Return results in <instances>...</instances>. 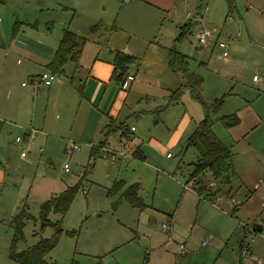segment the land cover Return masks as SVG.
I'll return each mask as SVG.
<instances>
[{
    "label": "rangeland",
    "instance_id": "rangeland-1",
    "mask_svg": "<svg viewBox=\"0 0 264 264\" xmlns=\"http://www.w3.org/2000/svg\"><path fill=\"white\" fill-rule=\"evenodd\" d=\"M259 1L261 4L255 3L257 6L250 9L244 6V0H239L242 6L239 16L235 10L230 12L226 0H177L175 9L169 13L142 0L136 3L130 0H65L67 5L52 0L29 7L19 0H0V109H3L0 112V171L3 174L0 182V264H15L10 258L14 219L26 209L36 220L24 229V240L16 246L18 252L51 238L55 229L40 221L41 206L54 195L77 185L82 188L65 217L56 213L49 215L51 223L62 220L58 245L46 257L49 262L264 264L255 253L264 255V231L255 233L252 230L254 225L264 223L262 211L253 221L251 215L242 210L245 199L239 196L238 207L243 212L237 213L238 219H235L232 213H224L220 204L218 208L212 206L216 196L203 193L199 197L198 193L187 190L198 154L187 148L188 137L181 136L180 128L185 114L197 120L199 112L206 116L205 105L211 106L218 100L221 106L218 114L213 115L214 132L233 155L239 152L238 140L258 119L251 110H246L242 101L256 98L254 91L264 93V19L260 15L264 14V2ZM246 9L250 10L249 18L242 26L240 22L245 21ZM94 24L106 30L93 36ZM70 25H85L83 37L87 43L79 69L69 63L67 76L57 75L54 84L62 82L70 88L74 81V86L80 89L82 83L94 75L91 68L98 56L104 61L103 65L113 68L114 54L110 51L116 44L139 49L135 55L139 65H131L129 70L136 82L122 89L109 79L106 96L104 88L99 98V101L103 98V105L118 126H124L129 132L132 128L136 131L130 133V139H121L117 131L110 134L109 139L101 136L92 144L88 140L67 137L44 143L39 135L31 144L24 141L18 145L17 137L24 138L28 129L37 130L44 118L50 121L51 115H55L51 104L57 99L69 107L66 133L73 128L81 94L72 87L62 88L50 102L46 86H39L41 89L37 91L38 87L25 72L33 62L45 58V46L53 35L70 29ZM123 27L149 35L160 50L155 52L154 48L140 46L142 35L126 34L121 31ZM185 31L186 38L179 40ZM203 31L211 33L209 42L214 39L217 45H227L228 58H223V51L218 47L212 52V48L208 51V46H199L197 34ZM164 47L181 49L180 52L189 57L190 71L203 78L202 100L195 99L189 88H183L181 102L170 105L158 115L157 111L166 106V91L185 85L182 76L177 81L161 62L160 51ZM210 57L212 63H209ZM230 60L237 63L228 66L226 62ZM37 69L39 74L46 70L44 65ZM255 75L260 83L254 84ZM242 86L250 90L242 91ZM83 91L89 98L91 86ZM71 100L73 104H67ZM252 104L264 118V97L260 103L255 100ZM57 105L62 108L60 101ZM234 114L243 119V126L233 130L225 128L220 120ZM192 127L190 134L195 132L197 124L194 122ZM107 139L108 144L102 147ZM74 145L79 150L73 151ZM22 148L28 156L26 160L20 157ZM137 149H141L147 159L134 158L133 152ZM107 153L115 154L116 160ZM119 181L127 186L140 183L143 209L121 201L118 193H110ZM221 189L224 191V187ZM199 203L203 204L200 209ZM169 217H174V223H170ZM205 240L208 241L206 246L203 245ZM180 246L185 247V256L179 255ZM244 250L249 251L246 258Z\"/></svg>",
    "mask_w": 264,
    "mask_h": 264
},
{
    "label": "crops",
    "instance_id": "crops-1",
    "mask_svg": "<svg viewBox=\"0 0 264 264\" xmlns=\"http://www.w3.org/2000/svg\"><path fill=\"white\" fill-rule=\"evenodd\" d=\"M48 1H52V0H24V1L19 0V2L26 4L25 6H27V7L33 6L36 4L44 5ZM53 1H55L53 3H58L59 5H61V3H66L65 0H53ZM126 1H129V0H126ZM130 1H132L131 3H136L135 1H137V0H130ZM142 1H145L146 3L153 5L155 8H157L160 11H164V12H168V13L171 12L172 10H174L176 7V4H177V0H142ZM236 1L237 2H235V9H233V10H235L238 13V15L240 16V14H241L240 9H242V6L239 5L240 4L239 0H236ZM263 2H264V0H263ZM255 3L261 4L259 0L258 1L244 0V6L246 7L248 5V7L250 9H253L252 7H254V5L257 6V4H255ZM63 5H67V3L63 4ZM244 6H243V9H244ZM42 7H44V6H42ZM208 10L209 9L207 8V12H208ZM233 10H232V12H233ZM249 11H250L249 9H246L245 21L242 20L240 22V24L242 26H244L246 24V21L249 18V16H248ZM260 15L262 17V18L261 17L260 18L264 19V14H260ZM74 17H75V14H74ZM228 21L232 23L233 19L229 17ZM96 25H99V24H94L93 26H96ZM100 26H101V29L98 31V33H96L93 36L100 35L101 33H103V30L104 31L106 30L103 28L102 25H100ZM84 27H85V25L83 27H72L70 25V29H65L62 32L57 31V34L55 33V35H53L54 37L52 39H50V41H49L50 43L45 46L47 49V51L45 52V58H42L38 61H36L38 58H34V59H36L35 60L36 62H33L30 66L26 67L25 72L30 76V79H32L31 83L33 85H35L36 87H38L36 89L37 91H40V89H41V87H39V86H46L44 83L40 82L39 79H40L41 75L49 72L47 69V66L53 61L55 54H56V52L60 46V43H61V41L65 35V32L70 31L78 37L85 38V37H83V35H85L83 32ZM245 27H246V31L248 32L247 25ZM121 31L125 32L126 34L136 33V35H142L140 32L135 31V30H131V29H126V27H123L121 29ZM198 35H199V33L197 34V41H198V44L200 47H207L208 46L209 47L208 51H210L212 48V52L214 51L215 48L218 47L220 51H223V54H222L223 58L229 57V55L224 56V50L219 47V44L217 45V41L214 39H212L213 41H211V42L207 41V43L205 45H201L199 43V40H198ZM149 37H150L149 35L143 34L142 35V41H141L143 43L139 42V45L140 46L144 45V46H147L148 48H154L155 52H157V50H160L161 47H159L158 44H154L153 42H151V38H149ZM209 38H211V33H210V36L208 37V39ZM56 41H57V44H56ZM84 48H85V46H84ZM84 48H83V54H84ZM169 49H172V48H169ZM169 49L164 47V48H162V51H160L161 52V56H160L161 62L164 63L165 68L166 67L168 68L170 74L175 79H177V81H180L179 76H182V75L174 73L169 66L168 59H167V53H168ZM227 49H228V47H227ZM138 51H139V49H137L136 47L126 48V47H123L121 44H116L114 46V48L110 51V54H114V58L112 61L113 68L103 65L104 61L101 59L99 60V56H98L94 60L93 67L91 68L92 69L91 72L93 71L94 75L92 76V74H91L89 76V79H87L85 83H82V87L80 89L76 88L74 86V81L71 82L70 88H69V84L62 83V82H58L57 84L53 83L50 87L46 86L47 89H45L46 90L45 93L47 94V97H48L50 102H51V100H53V98L56 97L55 94H57V91L61 90L62 88L63 89H66V88L71 89V87H72V88H74V90H76L77 92H79L81 94L82 101H80L78 103L77 112L75 114L76 115L75 120H74V123L72 125L73 126L72 130H70L68 133H66V131H65L66 116H67V113L69 111L68 110L69 107L67 108V106L64 105L65 104L64 101H62L61 99H57L55 102H53V104H51L52 105L51 110H53L55 112V115H51L50 121L47 118H44V120L37 126L38 127L37 130L35 128L34 129H28L25 132L23 140L21 142H17V138H20V137H17L16 143L19 145L25 141V142H28V144H31L37 140V137L39 135L41 136L40 140L43 141L44 143L51 142L53 140L61 141V139H64L65 137H67L66 139L71 138V139H76L79 141L88 140V141H90L89 143L92 144L96 139H99L101 136L104 137L105 139L108 138L106 136L105 128L107 126H109V124L112 121H115V120L112 118L111 113L108 112L107 106L103 105V98L100 99V101H99V98H100L101 93L103 92L104 88H106V90H104V96H106V94L108 92L107 82H109V79L112 80V76H113L114 69H115L114 68V60H115L116 53L122 52V53H125L128 55L135 56V55H137ZM177 51L180 52L181 49L177 50ZM99 53H101V50H99ZM180 53H182V52H180ZM83 54H82V57H83ZM212 60H213L212 57H210L209 63H212ZM108 61H110V60H108ZM19 63H21V62L19 61L18 64ZM70 63H72V62H70ZM226 63L228 64V66H233L234 63H237V61L236 60H230V61H227ZM72 64H74V63H72ZM42 65H44L46 70L44 71V73L39 74L40 72L37 68L39 66H42ZM75 67H76V65H75ZM78 69H79V67L78 68L76 67V70H78ZM34 75H36V76H34ZM66 76H67V74H66V67H65V74L63 75V77H66ZM130 77H132V76L130 75ZM255 77H256V75L253 77L254 84L260 83V78L255 80ZM239 79L241 80V78H239ZM182 80L185 83V80L183 79V77H182ZM134 82H136V78H134V80L131 81L130 83H134ZM42 84H44V85H42ZM23 86L26 87L25 84H23ZM89 86H91L90 97L86 98L83 90H85ZM129 86L130 85H128V87ZM246 88H248V87L242 86V91L248 92V90H250V89H246ZM177 89H179V88H177ZM263 89H264V87H263ZM255 90H258V89H255ZM171 91H175V90L166 91V96ZM251 92H253L252 89H251ZM254 92H255V95L257 96L256 98L254 97V98H252V100L244 98L242 103L245 104L246 110H251L253 112V115L257 116V118H258L257 122H253L251 130L249 132H247V134H245L244 136H241L240 140H238V142H239L238 147H240V150H239V152L234 153V156H233L235 175L231 177L230 182L227 186H224L223 184H221V186L224 187V191L221 189V186L219 184L216 185L218 187L217 189H219L221 191L220 196H218V197L216 196V199L221 197V200L217 201L215 199V202L212 205V206L218 208L219 207L218 204H220L223 212L227 213V214H229V212L232 213V215H233L232 217H234L235 219H238L237 213L241 214V212H243L242 210H245L249 215H251L253 221L259 215L260 211H262L264 214V118L260 114L257 113V110L254 109V104H252V103H254L255 100H256L257 104L260 103L264 97V93L260 92L259 90H258V92L257 91H254ZM32 93L37 96V94H35L34 92H32ZM230 95L232 97H236L234 94H230ZM165 97H164V100H165ZM59 101H60V103H62L61 109L57 105V103ZM50 102H49L48 110H50V107H51ZM165 102H166V100H165ZM180 102H181V100H180ZM70 103H72V100L69 101L67 104H70ZM178 103H176V104H178ZM168 107L169 106H167V102H166V106L160 108L157 111V114L159 115L160 113L164 112L166 109H168ZM65 108H67V109H65ZM2 110L3 109H0V112ZM56 111L58 112L57 114H56ZM197 117H198L197 120H195L194 119L195 117L190 118L186 114L184 115V117L182 118L181 123H180V128L182 129L181 136L183 135V137H186V138L188 137V139H189L193 135V134H190L191 133L190 131H193V129H194V127H192L193 123L195 122V124H197V126H198V124L207 117V114L205 116V114H203L202 112H199ZM254 120L255 119H253V121ZM197 121H200V122H197ZM115 124L118 127L116 121H115ZM239 126L240 127L243 126V119L240 120V125H238V127ZM132 129H131V134H133V132L136 131V130H134L132 132ZM233 129H231V130H233ZM32 130L35 131L34 136L29 135V131L31 132ZM117 131H119V130H117ZM117 131H114L113 133H115ZM119 132H120V134H122L121 131H119ZM85 134L88 135L87 138L84 137ZM120 138L121 139H123V138L124 139H130V134H129V138L128 137H122V135H120ZM108 139L105 142H102L103 143L102 147H105V145L108 144ZM73 144H75V142ZM241 147H242V150H241ZM77 150H79V149L73 148V151H77ZM23 152L26 153L22 148L21 153H20V157H21V159L26 160L28 158V156L26 154V157L23 158L21 156V154ZM135 152H136V150L133 152V154ZM113 155H115V154H113ZM139 156H141L140 160H142V161L147 159V157L143 154V151L141 149L139 151ZM241 156H243V157H241ZM133 157H134V155H133ZM0 158H1V156H0ZM238 158H240V161ZM112 160L115 161L116 156H115V159H112ZM2 178H3V174L0 171V182L1 183H2ZM136 184H140V183H136ZM186 188H187V190H191L196 194L198 193L199 197H201V195H204V194L207 196H211V195L214 196V194H212L213 192L211 190L199 192V191H197V190H195L189 186ZM239 196H241L243 199H245V206L242 208V210H239V207H238L239 201L237 200V197H239ZM202 205H203L202 203H199L198 208L200 209L202 207ZM225 217L228 218L226 215H225ZM170 223H174V217L170 218ZM256 225H258V224H256ZM259 226H261L262 230L261 231H255L252 228L253 232L262 233L264 231V223L259 225ZM164 231L167 232L168 229H166ZM255 253L257 254V257L259 259H261V261L263 262L264 261V255L260 254V252H258V251H255ZM179 255L181 256L180 250H179ZM185 255H182V256H185Z\"/></svg>",
    "mask_w": 264,
    "mask_h": 264
},
{
    "label": "trees",
    "instance_id": "trees-1",
    "mask_svg": "<svg viewBox=\"0 0 264 264\" xmlns=\"http://www.w3.org/2000/svg\"><path fill=\"white\" fill-rule=\"evenodd\" d=\"M226 2L230 12H232V10L235 9L236 0H226ZM100 29V25L93 26L91 34L95 35ZM186 33L187 31L182 32L179 40L186 38ZM86 42V38L78 37L70 31L65 32L53 61L47 66L48 71L54 76H63L65 74V67L70 62L74 63L78 68ZM167 59L171 70L174 73L181 74L185 80V85L182 88L169 92L165 97L167 106L180 102L183 95V88H189L193 97L201 101L203 78L190 71V59L176 49L168 50ZM131 65H139V59L122 52L116 53L112 81L122 89L124 83L128 80V77H130L129 70ZM220 106L221 103L218 100L211 106L205 105L207 117L198 124L195 132L187 141V148L194 149L198 154V160L193 164V171L189 176L188 186L199 192L211 190L214 196L217 197L220 196L221 191L219 189L216 190V187L214 189L211 188V185L223 184L227 186L231 177L235 175L234 155L216 136L213 129L215 125V117L213 115L218 114ZM220 121L227 129H232L240 124V119L235 114L223 117ZM117 130L122 132V137L129 138L131 131L129 132V130L122 125L117 127L115 121H112L109 126L105 128L106 136L109 137L110 134ZM139 151L140 149L136 150L133 154L135 158H141V156H139ZM81 188V185L70 187L63 193L54 195L41 206L40 221L44 226L51 224L55 229V234L51 238L42 239L34 246L20 252L17 251L16 246L19 242L24 240V229L28 223L36 222V220L26 209L14 219L12 225L15 235L10 250V258L15 264H57L47 261L46 257L58 245L62 232V220L51 223L49 215L51 213H56L62 218L65 217L75 195ZM140 192V184L127 186L123 181L116 182L114 188L110 191L111 194H120L121 201H127L134 208L143 209L145 205L140 196ZM72 264L78 263L74 261Z\"/></svg>",
    "mask_w": 264,
    "mask_h": 264
},
{
    "label": "built area",
    "instance_id": "built-area-1",
    "mask_svg": "<svg viewBox=\"0 0 264 264\" xmlns=\"http://www.w3.org/2000/svg\"><path fill=\"white\" fill-rule=\"evenodd\" d=\"M22 1H24V0H22ZM209 36H210V33L207 32V31H203V32L199 33V35H198L199 43L201 45H205L207 43V41H208V37ZM219 47L224 50V56H228V53L226 52L227 45L224 44V43H219ZM55 80H56V76H54L53 74H51L49 72L44 73L43 75H41V77L39 79L40 82L44 83L48 87H50L55 82ZM133 80H134L133 77H128V80L123 85V89H127L129 83L131 81H133ZM255 80H257V77H255ZM134 130L135 129L133 128L132 131H134ZM34 132L35 131H33V130L31 132L29 131V135L30 136H34ZM22 140H23V138H17V142H21ZM74 149H79V148L76 145H74ZM107 155L110 156L111 159H115V155H113V154L111 155L109 153H107ZM21 156L23 158H25L26 157V153L23 152L21 154ZM66 171H68V168L67 167H66ZM215 187H216L215 184H212L211 185V188L214 189ZM216 200L217 201L221 200V197L217 198ZM166 229H168V228L164 226V230H166ZM203 245L204 246L208 245V241L205 240L203 242ZM186 253H187V251L185 250V247L184 246H180V254L181 255H185ZM248 255H249V251L244 250L243 257L246 258Z\"/></svg>",
    "mask_w": 264,
    "mask_h": 264
},
{
    "label": "water",
    "instance_id": "water-1",
    "mask_svg": "<svg viewBox=\"0 0 264 264\" xmlns=\"http://www.w3.org/2000/svg\"><path fill=\"white\" fill-rule=\"evenodd\" d=\"M253 229H254L255 231H261V230H262L261 226H259V225H254V226H253Z\"/></svg>",
    "mask_w": 264,
    "mask_h": 264
}]
</instances>
